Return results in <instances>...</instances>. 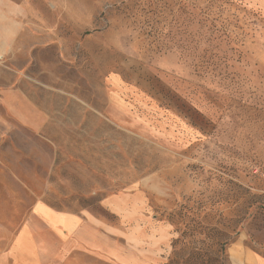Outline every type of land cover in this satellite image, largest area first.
<instances>
[{
  "label": "rangeland",
  "instance_id": "1",
  "mask_svg": "<svg viewBox=\"0 0 264 264\" xmlns=\"http://www.w3.org/2000/svg\"><path fill=\"white\" fill-rule=\"evenodd\" d=\"M2 12L0 225L51 224L53 264L264 258V0Z\"/></svg>",
  "mask_w": 264,
  "mask_h": 264
},
{
  "label": "crops",
  "instance_id": "2",
  "mask_svg": "<svg viewBox=\"0 0 264 264\" xmlns=\"http://www.w3.org/2000/svg\"><path fill=\"white\" fill-rule=\"evenodd\" d=\"M4 1L0 0V17L3 16ZM44 211L49 217L52 214L49 208ZM56 216L62 222L64 236L77 232L79 228L77 217L66 213ZM36 228L32 221L17 226L0 225V264H53V254H56L53 249L57 247L52 241L53 226L47 222L40 230L37 231ZM62 244L67 246L68 241L64 239ZM244 254L249 264H264V258L251 255L249 252ZM240 255L237 252L235 256L237 263Z\"/></svg>",
  "mask_w": 264,
  "mask_h": 264
}]
</instances>
